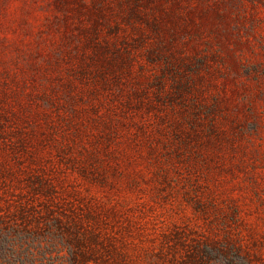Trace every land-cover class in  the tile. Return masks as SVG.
Instances as JSON below:
<instances>
[{"label": "rangeland", "instance_id": "obj_1", "mask_svg": "<svg viewBox=\"0 0 264 264\" xmlns=\"http://www.w3.org/2000/svg\"><path fill=\"white\" fill-rule=\"evenodd\" d=\"M0 264H264V0H0Z\"/></svg>", "mask_w": 264, "mask_h": 264}]
</instances>
